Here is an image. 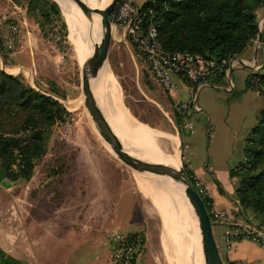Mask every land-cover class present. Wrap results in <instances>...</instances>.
I'll use <instances>...</instances> for the list:
<instances>
[{
  "label": "crops",
  "instance_id": "1",
  "mask_svg": "<svg viewBox=\"0 0 264 264\" xmlns=\"http://www.w3.org/2000/svg\"><path fill=\"white\" fill-rule=\"evenodd\" d=\"M257 18L258 36L241 55L233 59V62L243 64L255 73L262 68L264 70V8L258 10ZM24 22L26 21L19 23L21 24L19 27L23 29L22 46L12 57L14 59L17 56V65L12 62L5 67L6 65L1 63L0 67L9 74L23 77L34 91L43 92L56 99L69 113L72 121L71 112L76 111L78 105L82 104L85 107L82 90V96L77 100V96L69 97V94L57 85L44 88L48 86L47 79H36L35 74L45 71L43 66L46 56L42 49H39V45L45 41L40 37L39 25L34 27L37 23L26 22L25 25ZM31 29L33 31H30ZM9 30L1 35L2 38L9 35ZM113 41L118 44L124 43L129 51L131 66L116 69L108 67L119 89L118 104L127 116L129 115L130 129L135 130L137 125L145 126L151 131L149 141L158 149L166 154L177 153L180 163L179 168L175 169L186 165L192 176L204 183L208 196L216 207L231 210V216L237 224L257 223L259 217L254 212L237 207L234 200L230 201L225 195L208 192L209 175L205 171L193 170L184 156L182 136L187 133L180 128L181 121L176 104L185 101L180 93L184 91L188 93L186 88L188 81L179 78L178 80L186 83H182L181 88L178 85V91L167 92L124 34L111 40L106 60L109 58ZM49 45L54 53H58L57 46L53 43ZM54 57L56 60L59 59L57 56ZM95 78L91 83L95 103L122 150L137 161L150 165L128 151L127 144L112 127L100 101L94 95ZM90 118L92 119L91 116ZM92 121L95 125L93 119ZM64 125H67L65 120L57 122L55 127ZM75 134L77 137L78 133H73L67 138L58 135V139L68 140L74 138ZM92 134L99 139L102 146L83 144L63 149L57 147L55 141L50 148L54 155L57 154V160L47 164L41 162L36 167L34 165L33 174L28 180L17 182L6 179V185L0 184V249L19 264H107L110 249L107 237L112 231L123 230L121 203L128 205L134 217L140 209L143 217L137 224L140 222L143 224L139 233L145 238V246L139 256L140 260L137 258L133 264L165 263L160 236L149 228L147 219L152 217L150 212L156 210L153 202L160 199L164 179L169 177L132 169L116 156L99 132ZM139 138L144 140V145L139 140L142 142L140 144L142 149L151 151L147 139L141 135ZM75 149L80 151L75 154ZM151 152L162 154L158 151ZM46 154L47 152L42 157ZM210 179L215 180L216 177ZM174 182L178 185L177 181ZM147 200L151 202L150 206L146 205ZM243 242L224 251L222 259L225 260V264L243 262L264 264V249L252 242Z\"/></svg>",
  "mask_w": 264,
  "mask_h": 264
},
{
  "label": "rangeland",
  "instance_id": "2",
  "mask_svg": "<svg viewBox=\"0 0 264 264\" xmlns=\"http://www.w3.org/2000/svg\"><path fill=\"white\" fill-rule=\"evenodd\" d=\"M49 1L53 2L59 9L60 18L57 22L60 24V22L63 21L65 25V36L63 34L62 25L60 24L62 30V40L58 46L56 45L59 48L57 49L58 53L53 52V49L50 48L49 42H47L45 39V42L39 45V49H42L43 54L46 56V62L43 66L45 71L37 73L35 76L38 80H48V86L44 88L48 89L51 88V86L57 85V87L64 89L66 93L69 94V97L75 95L77 96L76 98L78 100L82 96L80 88L81 66L77 52L80 44V36L77 35L74 28L69 25V22H67L63 10L61 9L62 4L60 0H57L58 2L54 0ZM99 1L102 0H95V4L98 5L100 3ZM145 2L146 0H136V3L139 7H142ZM20 3L25 4V0H0V38H2L1 35L5 34L6 31L10 29L11 24H16V26L19 27L21 25L19 23L24 20L27 23H37L38 25L36 18L30 17L28 14H26L25 5H21ZM26 22H24L25 25L27 24ZM38 28L41 31L40 27ZM120 34H123L122 31L112 25V37L117 39ZM73 37L76 38V40L73 39ZM74 46L77 49H75ZM128 53V48L124 45V43L118 44L115 42L112 45L109 58L105 61V63L109 67L112 66L113 69H116V67H129L131 66V63L129 61ZM13 55H9L8 50H5V47H3L1 43L0 65L3 64L6 65L5 67H7L12 62L17 65V56L13 59L12 57L15 56ZM54 56L59 57V59L56 60ZM228 67L229 74L227 72L228 70L224 71L225 75L223 81L220 84L210 82L209 79L212 78V76L198 85L197 89L195 90L197 108H192L189 116L193 122V128L190 133L183 135L182 139L184 141V156L190 167L195 171H205L209 175V180L207 178L208 192H215L218 194L220 193L228 197L230 201L232 199L234 200L233 202H236L237 199L233 197L235 189L234 179L232 178L231 180L229 171L236 168L245 159L244 148L246 139L249 137L252 127L256 123L257 113L262 105L263 100L261 95L258 93L257 87L247 85V79L249 75L251 73H255L252 72V69L238 62H233ZM263 71L264 70L262 68L259 70V73H263ZM49 77L52 79L50 80ZM178 79L179 78H175L177 84L181 88L183 86L182 83H186V81L182 80L185 82H181ZM55 81H57L59 84H57ZM41 87L43 90V85H41ZM180 96L185 101H187L189 94L184 91L180 93ZM117 98L119 101V89H117ZM85 107L82 104L78 105L76 111L71 112L72 121L70 120L71 122L67 124L68 126L64 125V127L59 128L55 126L53 127L50 134L51 137L49 136L47 143V154L45 157H41V159L36 162L35 167L40 165L41 162L47 164L50 161L57 160V154L54 155L50 148L55 141H57L55 145L63 149H66L67 147H78L83 144H89L93 147L102 146V143L99 141V139L92 134L98 132L89 116L90 114H88L89 112H87V108L85 109ZM68 108L72 109L73 106H68ZM73 133H78V136L76 137L75 134L74 138L71 137L68 140L64 138L58 139V135H63L67 138V136L69 137V135H73ZM119 136L123 137L124 142L128 141H126V138L122 134H119ZM77 151L80 150L75 149V154ZM176 157H178V155ZM214 176L216 177L215 180L210 179ZM166 180L168 179L166 178ZM169 183L173 185L172 189L178 188V186H175L172 182ZM203 197L205 199L207 198V200L210 201L212 205H215L208 198V193ZM126 205V203L120 204V212L122 214L123 224V230L121 229V231L124 233L140 232L139 229L143 227V224L142 222L137 224V222L138 220L141 221L143 218L141 210L138 209L136 212L137 216L134 217V213H131L130 208L128 205L126 207ZM146 205L150 206L151 202L147 200ZM154 208L156 210H152L150 212L152 217L147 219V224L151 230H155L160 236L161 247L164 251V264H192V262H194L196 259V255L197 257H200V259L199 257L197 258L199 259V262H201L200 264H204L199 224L192 206H188L192 233L188 234L187 237L188 243L185 248L186 252L184 251L186 253L185 261L187 262L184 263L181 262L183 259L181 258L183 252H181L182 250L178 249V242L169 237L168 233L163 228L160 213L164 210V207L160 213H158L157 205L154 204ZM219 209L224 210L227 215H229L228 219L220 221L214 217L210 218L213 221L212 228L214 237L218 244L220 253L222 254V258L224 259V251L229 249H227L224 243L223 233L225 228L228 226V221L229 218L231 219L230 215L232 214L231 210H227L226 208ZM142 238L143 246H145V238L143 235ZM241 241H244L243 243L249 241L259 245L250 239H241L236 242L235 245ZM139 260L140 258L138 261ZM223 262L225 264V260H223Z\"/></svg>",
  "mask_w": 264,
  "mask_h": 264
},
{
  "label": "trees",
  "instance_id": "3",
  "mask_svg": "<svg viewBox=\"0 0 264 264\" xmlns=\"http://www.w3.org/2000/svg\"><path fill=\"white\" fill-rule=\"evenodd\" d=\"M24 5L26 14L36 18L40 29L60 18L58 7L49 0H25ZM261 8L264 0H146L141 10L147 18L150 15L147 10H152V21L164 50H187L207 59L230 60L241 55L258 36L257 12ZM146 19L144 25L148 23ZM60 24L65 36L63 21ZM224 71L218 70L209 81L220 84ZM247 85L257 87L263 101L246 139L245 159L229 171V176L234 179L233 197L238 206L254 212L261 224L264 223V72L251 73ZM67 115L56 99L34 91L23 77L0 67V165L8 181L30 179L35 162L47 150L53 127ZM25 129L31 132L27 141L18 136ZM183 168L192 180L186 165ZM203 200L208 208V200L204 197ZM0 264L19 263L0 249Z\"/></svg>",
  "mask_w": 264,
  "mask_h": 264
},
{
  "label": "built area",
  "instance_id": "4",
  "mask_svg": "<svg viewBox=\"0 0 264 264\" xmlns=\"http://www.w3.org/2000/svg\"><path fill=\"white\" fill-rule=\"evenodd\" d=\"M150 15L145 16L136 0H116L110 13L111 23L126 36L127 41L132 44L139 57L143 58L152 74L159 80L162 87L167 92L178 91V84L175 78H181L188 81L186 85L189 97L187 101L177 102L176 110L180 115V128L190 133L193 128V122L189 118L191 109L196 107V93L198 85L206 79L216 75L218 70H228L231 65L226 58L219 60L207 59L199 53L187 50L167 51L164 50L158 40V30L156 24L152 21V10H147ZM147 18V19H146ZM148 23L144 25V20ZM34 27H38L37 24ZM30 31H33L31 29ZM61 25L57 21H52L45 25L39 32L40 37L55 46L62 40ZM23 29L11 25L9 35L1 40L5 50L9 55H13L22 46ZM227 68V69H226ZM227 71V72H228ZM65 124L70 123V116L65 118ZM31 135L29 129H25L18 136L27 141ZM193 184L203 198L206 196V187L198 179L194 178ZM207 199V198H206ZM238 206V201L234 202ZM207 211L210 217L220 221L227 220L229 215L224 210L212 205L207 201ZM231 216V215H230ZM229 218L228 226L223 233V240L230 249L241 239H250L258 243L264 249V223L239 225L234 219ZM110 244L109 259L107 264H133L134 261L143 252V238L141 233H124L121 231H112L107 237ZM238 264H258L257 262H243Z\"/></svg>",
  "mask_w": 264,
  "mask_h": 264
},
{
  "label": "bare ground",
  "instance_id": "5",
  "mask_svg": "<svg viewBox=\"0 0 264 264\" xmlns=\"http://www.w3.org/2000/svg\"><path fill=\"white\" fill-rule=\"evenodd\" d=\"M83 1L86 2V4H88L90 7L102 9L111 0L99 1L100 3L98 5L95 4V0ZM60 2L62 4L61 9L63 10L67 22H69V25L74 28L77 35L80 36V44L78 49L75 46L74 47L77 49L79 63L82 69L89 58L100 46L101 34L104 31L102 26L103 15L102 13H92L91 17L87 18L83 15V13L80 12V9L78 8V0H60ZM73 39L76 40L74 37ZM229 61L231 64L233 63V59H230ZM93 92L96 98L100 101L103 109L106 112L107 119L110 121L116 133L118 135L122 134L126 138V141L128 140L125 142L127 144L125 145L127 146L128 151L130 150L134 156L146 161L147 163H150V165L179 168L180 162L179 157H176L177 153L166 154L164 151L158 149L157 146L152 143V141H149L151 140V131L148 130V128L137 125L135 130L130 129L128 124L130 123V119L128 117L129 115L127 116L126 112L118 104L117 85L106 63H104L101 67V70L93 86ZM140 135L147 139L149 150L162 152V154L160 155L146 149H142L140 144L143 142L144 145V140L142 141V139L139 138ZM122 139L123 137L121 140ZM147 144L145 143V146H147ZM167 179L169 181L164 179L162 185V195L160 199L155 200L153 204L157 205L158 213H160L164 207V210L160 213L163 228L168 233L169 237L178 242V249L182 250L181 252H183L182 256L180 255L181 258H183L181 262L184 263L187 262L185 261V248L188 243L187 237L188 234L192 233L190 212L188 208L190 205L186 195L184 194L183 187L181 188L176 185L174 180L170 178ZM169 182H172L175 186H178V188L172 189L173 185ZM198 257L197 255L195 256L196 259L194 258L195 261L192 262V264L201 263L199 262L200 257L197 259Z\"/></svg>",
  "mask_w": 264,
  "mask_h": 264
},
{
  "label": "water",
  "instance_id": "6",
  "mask_svg": "<svg viewBox=\"0 0 264 264\" xmlns=\"http://www.w3.org/2000/svg\"><path fill=\"white\" fill-rule=\"evenodd\" d=\"M58 2L57 0H54ZM116 0H111L105 7L93 8L83 0H78V8L85 17H91L92 13H102V26L104 28L101 34V43L95 53L89 58L84 67L81 69V90L84 96V104L95 122L98 132L102 138L111 147L116 156L126 165L136 171H147L156 175H164L177 181L179 187H183L190 205L194 209L198 220L204 264H224L218 244L213 233V221L208 214L204 200L194 186L192 180L187 175L184 168L175 169L170 167L149 165L137 161L125 153L116 137L108 127L104 117L98 109L92 91L91 83L97 76L102 65L106 61L112 40V23L110 19L111 10ZM6 174L3 165H0V184L6 185Z\"/></svg>",
  "mask_w": 264,
  "mask_h": 264
}]
</instances>
